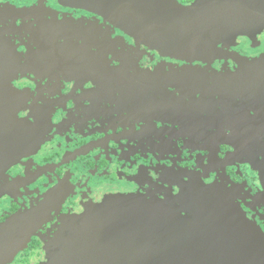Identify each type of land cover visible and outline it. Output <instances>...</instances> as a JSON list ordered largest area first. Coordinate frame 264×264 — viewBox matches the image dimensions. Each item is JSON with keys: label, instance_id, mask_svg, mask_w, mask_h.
Returning <instances> with one entry per match:
<instances>
[{"label": "flooded vegetation", "instance_id": "1", "mask_svg": "<svg viewBox=\"0 0 264 264\" xmlns=\"http://www.w3.org/2000/svg\"><path fill=\"white\" fill-rule=\"evenodd\" d=\"M149 2L0 0L10 91L1 234L37 217L7 264H49L117 196L185 219L215 198L264 234V31L169 56L142 36Z\"/></svg>", "mask_w": 264, "mask_h": 264}, {"label": "water", "instance_id": "2", "mask_svg": "<svg viewBox=\"0 0 264 264\" xmlns=\"http://www.w3.org/2000/svg\"><path fill=\"white\" fill-rule=\"evenodd\" d=\"M149 6L144 16L149 34L140 35L169 56L209 55L216 43L264 31V0H198L188 8L150 0ZM8 57L0 39V160L10 125L4 100L10 93L4 75ZM187 210L192 218L154 200L109 198L49 264H264V234L239 211L209 197ZM36 218L14 233L0 230V264L10 263L27 245Z\"/></svg>", "mask_w": 264, "mask_h": 264}]
</instances>
